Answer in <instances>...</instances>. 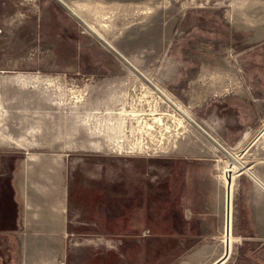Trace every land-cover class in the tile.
<instances>
[{"label":"rangeland","instance_id":"rangeland-1","mask_svg":"<svg viewBox=\"0 0 264 264\" xmlns=\"http://www.w3.org/2000/svg\"><path fill=\"white\" fill-rule=\"evenodd\" d=\"M247 2L0 0V96L7 99L10 110L3 135L45 139L67 130L71 148L66 175L73 187L72 199L121 203L122 213L136 230L145 225L161 230L166 219H180L183 214L178 191L174 193L167 180L160 183L166 174L163 169L175 176L177 170L199 167L200 161L201 166L217 169L222 178L223 160L235 153L246 165L245 156L233 151L200 118L210 125V119H219L209 113L211 101L242 99L245 82L235 55L240 62L248 48L262 43L261 49L248 55L261 61V69L256 70L264 75V41L245 44L240 40L241 22L232 20L242 19L232 14L242 12ZM185 12L200 19L188 23L199 22L202 27H192L189 34L182 30L179 24ZM210 22L220 33L206 32ZM17 75L25 82H6ZM68 114H73V126L66 129ZM11 116L22 122L13 126ZM180 117L181 125L176 119ZM79 167L95 175L78 182L74 171ZM240 171L234 178V225L239 216ZM201 189H196V196ZM190 199L185 200L193 208ZM17 259L13 241L0 237V264Z\"/></svg>","mask_w":264,"mask_h":264},{"label":"crops","instance_id":"crops-1","mask_svg":"<svg viewBox=\"0 0 264 264\" xmlns=\"http://www.w3.org/2000/svg\"><path fill=\"white\" fill-rule=\"evenodd\" d=\"M247 3L242 12L232 14L242 19L232 20L241 22L240 40L250 46L264 41V0ZM263 76L260 72L253 76L244 74L259 97H264V84L256 82L264 83ZM6 79L10 83L25 82L20 75ZM5 100L1 95L0 237L14 243L18 259L13 264H215L220 259L224 260L221 264H232L238 256L239 239L264 240V122L246 86L242 89V99L231 100L243 106L244 125L258 128L240 153L245 156L246 165L241 160L243 166L237 183L239 216L237 224L232 220L235 239L231 244L228 238H223L229 234V226L223 206L224 185L217 169L205 163L201 166L200 161H197L199 167L191 171L177 170L175 176L165 169L164 181L167 180L174 193L178 191L182 217L166 219L161 230H152L146 225L136 230L134 222L122 213L121 203H104L96 198L78 203V199H72L73 187L68 186L66 175L71 148L66 139L67 130L61 132L62 136L52 134L45 139L4 136V125L10 118ZM11 117L13 126L22 122L18 116ZM72 118L73 114L66 116V129L73 126ZM74 173L78 182L85 176L95 175L82 167ZM195 186L202 187L200 196H196ZM190 196L193 208L185 200ZM107 237H110L108 244ZM111 237L116 238L111 241ZM120 237L130 238L129 242H118ZM225 245H228V254L224 256ZM249 257L253 261L242 264H264L261 259L264 253Z\"/></svg>","mask_w":264,"mask_h":264},{"label":"flooded vegetation","instance_id":"flooded-vegetation-1","mask_svg":"<svg viewBox=\"0 0 264 264\" xmlns=\"http://www.w3.org/2000/svg\"><path fill=\"white\" fill-rule=\"evenodd\" d=\"M186 12H185V16L183 17L182 21L179 24V27L182 30H185L187 34H189V30H191L192 27H195V26L202 27V25L199 22H198L199 24L197 22H192V21L188 23L189 20L199 21L200 19L196 20L195 18H190L189 16L187 17ZM213 27H214V24L210 22L207 28L208 30L206 28L204 29H206L207 30L206 32H209V33L213 31L218 32V30H216V26H215V29H213ZM200 30H203V29H200ZM218 33H220V30ZM248 53L249 52H244L243 57H240L239 60L240 62H242V65H244V69H245L244 74L247 75L250 73L253 76L258 71L256 69H261V61H258L254 56L253 57L249 56ZM209 104H210L209 105L210 115L214 114L217 117H219L217 122H214L213 120L210 119L209 121L211 125L216 129L219 135V138L223 142L227 144H231L234 137H236L237 139L241 135L243 130L246 128V126L243 123L244 117H245V115H243L244 112L242 110L243 106L240 105L237 101H233L227 98L219 99V100L217 99L215 101H211ZM206 117L208 118V115ZM164 178H165V175L164 174L161 175L160 183L164 182ZM241 239L243 240L240 241L239 239L240 251H238L239 252L238 256L235 262H233L232 264H242V262L249 261L251 259V257L249 256H251L252 254L254 253L263 254L264 253V240L248 241V239H245V238H241ZM135 241L139 242L140 240L136 239ZM247 249H248V252L246 254ZM261 259L264 260V257L263 258L261 257ZM251 260L253 261V259ZM223 261L224 260L221 259L220 262L222 263ZM220 262H218L217 264H221Z\"/></svg>","mask_w":264,"mask_h":264},{"label":"bare ground","instance_id":"bare-ground-1","mask_svg":"<svg viewBox=\"0 0 264 264\" xmlns=\"http://www.w3.org/2000/svg\"><path fill=\"white\" fill-rule=\"evenodd\" d=\"M90 29L92 31H94L99 36V38L103 39L111 48H113L116 51L121 53V51L118 50L116 48V46H114V44L110 40H108L102 32H100L98 29H96L92 25H90ZM163 93H164L165 98L171 99L164 91H163ZM177 108L180 109L181 112H183L185 114H188V112L184 109V107H182L178 103H177ZM123 112L126 113V114H129V112L127 110H125V109L123 110ZM153 118L158 123L163 124V121H162L160 116H155ZM176 119H177V123L178 124L181 125L183 123V120H182L181 117L180 118H176ZM148 126L150 128L153 127L152 124H150V123L148 124ZM167 127L168 126H165L166 130H167ZM235 155H236V153L235 154H231V158L223 160L224 161V166H223V174H222V179H223L222 182H223V185H224V205L223 206H225V208H226V212H227V213H225L226 216H227V223L226 224H227V226H229V230H228L229 234H225V237H223V238H224V240L226 238H228L229 239L228 242L230 244L235 239V237L233 236V233H232V220H233V212H234V188H235L234 178H235L237 172L243 166L242 163H241V160H239V158H237V156H235ZM224 243H226V242H224ZM220 261H221V259L218 262H220ZM218 262H216L215 264H217Z\"/></svg>","mask_w":264,"mask_h":264},{"label":"water","instance_id":"water-1","mask_svg":"<svg viewBox=\"0 0 264 264\" xmlns=\"http://www.w3.org/2000/svg\"><path fill=\"white\" fill-rule=\"evenodd\" d=\"M237 55L234 56V61L237 65V68L240 72V75L242 77V80L245 82V86L250 94V97L252 99V102L260 116V120L262 122H264V108H263V104H264V97H259L258 95H256L253 90L251 89V87L249 86V84L246 82L245 77H244V71L243 68L241 66V63L237 60L236 58ZM200 120L210 129L212 130L215 134H217V131L215 130L214 127H212L207 121L206 119L200 118ZM257 126H247L243 132L241 133V135L231 144H228V146L233 150L236 151L238 153H241L242 149H243V145H246V142H248V140L250 139V137L254 134V132L257 130ZM113 238L115 239L116 237H111V241H113ZM109 239L110 237L106 238V243H109ZM118 242L121 243H128L130 238L127 237H120L117 238ZM120 240V241H119ZM243 239H240V241H242ZM240 243V242H239ZM240 251V249H239ZM228 254V245H225V250H224V256Z\"/></svg>","mask_w":264,"mask_h":264},{"label":"trees","instance_id":"trees-1","mask_svg":"<svg viewBox=\"0 0 264 264\" xmlns=\"http://www.w3.org/2000/svg\"><path fill=\"white\" fill-rule=\"evenodd\" d=\"M261 48H262V43L257 44V45H254V46L248 48L246 51H247V52H251V51H254V50H259V49H261Z\"/></svg>","mask_w":264,"mask_h":264}]
</instances>
